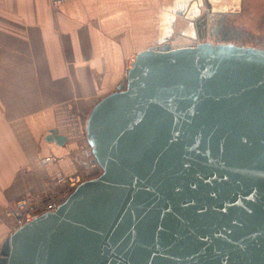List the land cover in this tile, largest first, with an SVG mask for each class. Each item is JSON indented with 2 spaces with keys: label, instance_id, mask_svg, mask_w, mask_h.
<instances>
[{
  "label": "water",
  "instance_id": "1",
  "mask_svg": "<svg viewBox=\"0 0 264 264\" xmlns=\"http://www.w3.org/2000/svg\"><path fill=\"white\" fill-rule=\"evenodd\" d=\"M86 131L103 172L6 237L0 264H264V49L143 50Z\"/></svg>",
  "mask_w": 264,
  "mask_h": 264
},
{
  "label": "crops",
  "instance_id": "2",
  "mask_svg": "<svg viewBox=\"0 0 264 264\" xmlns=\"http://www.w3.org/2000/svg\"><path fill=\"white\" fill-rule=\"evenodd\" d=\"M262 8L264 0H75L59 9L0 0V240L16 224L3 215L17 200L58 172L84 176L89 115L126 80L132 58L193 43L207 10L248 31L264 21Z\"/></svg>",
  "mask_w": 264,
  "mask_h": 264
},
{
  "label": "built area",
  "instance_id": "3",
  "mask_svg": "<svg viewBox=\"0 0 264 264\" xmlns=\"http://www.w3.org/2000/svg\"><path fill=\"white\" fill-rule=\"evenodd\" d=\"M73 2H75V0H51V5L59 9L61 6ZM133 61L134 58L131 59V65ZM82 156L87 161L84 176H69L62 172H58L55 177L50 180L46 189L34 191L25 195L17 200L12 207L4 211L3 217L16 219V224L12 231L9 232V235L42 215L48 212H55L81 183L97 177V174L102 169L96 162L92 149L90 147L85 148L82 151ZM45 162H47L46 159L43 160V163Z\"/></svg>",
  "mask_w": 264,
  "mask_h": 264
},
{
  "label": "flooded vegetation",
  "instance_id": "4",
  "mask_svg": "<svg viewBox=\"0 0 264 264\" xmlns=\"http://www.w3.org/2000/svg\"><path fill=\"white\" fill-rule=\"evenodd\" d=\"M213 12L215 11L214 9L212 10ZM218 27L214 28V26L211 28V32L207 35H204L201 39L198 38L195 40L193 43H187L188 45H195L199 44L201 42H210L213 44H234V45H239L241 47H254L251 45H246V39L247 37L250 36V34L245 31L243 28H238L233 25L232 23H228L227 21H222L220 19L217 22ZM221 26V27H219ZM264 49V48H261ZM4 239L0 241V250H1V245L3 243Z\"/></svg>",
  "mask_w": 264,
  "mask_h": 264
},
{
  "label": "rangeland",
  "instance_id": "5",
  "mask_svg": "<svg viewBox=\"0 0 264 264\" xmlns=\"http://www.w3.org/2000/svg\"><path fill=\"white\" fill-rule=\"evenodd\" d=\"M50 3H51V0H50ZM261 11L264 12V8H262ZM263 24H264V21H261L260 25H255L253 28H251V30L247 31L250 34V36L247 37V39L245 40L246 45L255 46L260 49L264 48V26ZM102 172L103 171L100 170L97 176L100 175Z\"/></svg>",
  "mask_w": 264,
  "mask_h": 264
},
{
  "label": "bare ground",
  "instance_id": "6",
  "mask_svg": "<svg viewBox=\"0 0 264 264\" xmlns=\"http://www.w3.org/2000/svg\"><path fill=\"white\" fill-rule=\"evenodd\" d=\"M208 11V10H207ZM213 12V11H212ZM230 12V11H229ZM218 14V13H217ZM227 16V15H226ZM225 18V17H224ZM188 45V44H187ZM135 58H136V56H135ZM135 58H134V60H135ZM90 147V146H89ZM86 168V167H85Z\"/></svg>",
  "mask_w": 264,
  "mask_h": 264
}]
</instances>
